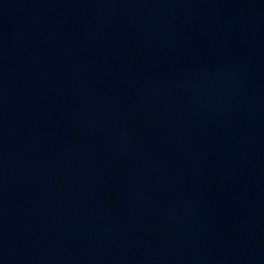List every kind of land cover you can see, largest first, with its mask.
Instances as JSON below:
<instances>
[{
	"label": "water",
	"instance_id": "obj_1",
	"mask_svg": "<svg viewBox=\"0 0 264 264\" xmlns=\"http://www.w3.org/2000/svg\"><path fill=\"white\" fill-rule=\"evenodd\" d=\"M0 264H264V0H0Z\"/></svg>",
	"mask_w": 264,
	"mask_h": 264
}]
</instances>
